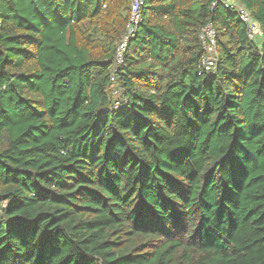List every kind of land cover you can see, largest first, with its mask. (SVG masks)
<instances>
[{
  "label": "trees",
  "instance_id": "1",
  "mask_svg": "<svg viewBox=\"0 0 264 264\" xmlns=\"http://www.w3.org/2000/svg\"><path fill=\"white\" fill-rule=\"evenodd\" d=\"M213 1L0 0V264H264V0Z\"/></svg>",
  "mask_w": 264,
  "mask_h": 264
},
{
  "label": "built area",
  "instance_id": "2",
  "mask_svg": "<svg viewBox=\"0 0 264 264\" xmlns=\"http://www.w3.org/2000/svg\"><path fill=\"white\" fill-rule=\"evenodd\" d=\"M221 2L228 10H234L237 12L239 19L244 23L247 36L250 39H255L261 36L260 27L257 21L253 18L251 12L238 0H214L211 3V9ZM143 6V0H131L130 4V16L127 24L128 33H131L136 26L141 22V8ZM201 38L204 41V47L206 55L202 59V64L206 71H211L215 66L214 58V46L216 42V31L212 22H207L201 28ZM127 36H125L120 43L117 54H116V64L120 63L122 60V54L125 50ZM113 80V77H111ZM111 80V81H112Z\"/></svg>",
  "mask_w": 264,
  "mask_h": 264
}]
</instances>
